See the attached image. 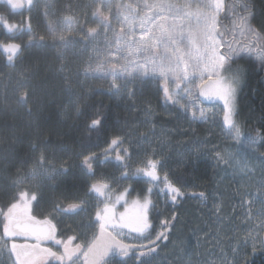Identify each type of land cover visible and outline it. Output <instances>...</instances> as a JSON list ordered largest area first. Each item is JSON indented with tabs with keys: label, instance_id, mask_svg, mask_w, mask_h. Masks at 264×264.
I'll return each mask as SVG.
<instances>
[{
	"label": "snow or ice",
	"instance_id": "1",
	"mask_svg": "<svg viewBox=\"0 0 264 264\" xmlns=\"http://www.w3.org/2000/svg\"><path fill=\"white\" fill-rule=\"evenodd\" d=\"M41 2L34 23L32 11ZM0 3L12 13H28L17 22L0 12L4 34L0 57L7 68L20 65L15 76L9 72L6 80L0 79V198L5 200L0 204V264H128L130 254L136 264H154L161 242L170 239L177 214L161 220L160 230H155L152 212L157 205L152 193L159 188L173 205L186 195L165 170L173 155L185 168L207 157L215 169L242 182L230 199L239 197L246 231L242 241L236 233L231 258L222 253L218 264H237L238 257L239 264H250V254L241 255L249 244L251 255L264 252V151H259L264 134L244 131L238 120V92L246 69L237 60L255 54L264 67V33L253 23L252 0ZM225 19L231 20L230 27ZM41 27L44 34L38 35ZM260 28L264 29V20ZM25 34L28 40L17 42ZM32 49L35 59L26 62ZM85 52L87 59L82 58ZM89 80L107 81V94L142 116L117 120L119 127L114 128L110 117L89 103L92 95L99 94L88 86ZM150 86L166 116L186 119L188 128L169 129L160 123L157 133L158 113L151 101L136 105V97ZM204 101L212 107H203ZM21 116L28 119L21 123ZM202 124L219 130L223 146L211 139V132L203 138L197 134L193 125ZM74 132L80 133L78 148L65 143ZM174 133L186 138L173 144ZM101 135L104 147L91 151L93 138ZM25 140L27 148L21 155ZM109 162L119 174L97 177V166ZM70 173L92 182L82 193L54 195ZM136 179L148 187L129 205L131 185L123 191L113 185ZM193 195L207 201L217 193ZM122 201L125 210L118 213ZM41 205L42 219L34 214ZM215 214L223 225L226 219H236L237 210L234 207L233 215L225 217L221 200ZM64 217H81L65 225V233H71L66 239L60 229ZM20 237L33 242L17 243ZM45 242H52L56 250L42 246ZM200 255L184 241L175 264H202Z\"/></svg>",
	"mask_w": 264,
	"mask_h": 264
},
{
	"label": "trees",
	"instance_id": "2",
	"mask_svg": "<svg viewBox=\"0 0 264 264\" xmlns=\"http://www.w3.org/2000/svg\"><path fill=\"white\" fill-rule=\"evenodd\" d=\"M252 3L254 5V11L256 13L253 23L258 28V30H261L262 33H264V29L260 28L261 21L264 20V0H252ZM31 53L32 55L26 56V62L34 61L36 52ZM237 63H239L246 69V74L243 78V82L238 92V120L243 124L244 131L250 132L253 135L257 133L264 134V67L261 66L259 60H257L255 56H252L251 58L243 56L237 60ZM19 68L20 65H18L17 69H9L5 67L4 61L1 57L0 79L6 80L7 77L5 74L9 72H11L13 76H15ZM145 100H150L153 108L158 113V115L156 116V122L158 125L157 133L160 132V123H165L166 127L169 129L189 127V124L186 120H176L174 117L166 116L165 108L162 106V101H160V99L157 97L154 88H152L151 86L146 88L142 95H138L136 97L137 107L142 106ZM89 103L95 105L96 107H99L102 112H105L110 117V122L114 128L119 127V125L117 124V120L122 122L126 118L131 120L134 116H141V114L126 110L125 101L118 100L116 97L108 95L107 91H105L104 89H99V94L92 95ZM56 111L57 110L53 108L51 112V119L53 121L57 120L58 118L56 115ZM18 119H20L22 123L23 121H26L28 117L21 116L18 117ZM196 129L197 134L200 135L201 133H203L200 126H198ZM79 135L80 133L78 132L70 134L66 138L65 143H67L70 147L78 148L79 145L76 142V138ZM105 135H101L98 140L95 137L93 138V145L90 149L91 151H101V149L104 147ZM185 138L186 137L181 136L180 134H173L174 144H176L177 141ZM26 148L27 140H25L21 155H23V151L26 150ZM135 151V145H133V152L135 153ZM259 151H264V147H260ZM30 164L31 161L25 164L24 167H30ZM169 174L171 179L177 184V186L188 190L189 193H199L201 191L209 193V190L214 183L213 168L207 161L204 160L195 165V167H174V169H171V172L169 171ZM82 184L83 182L81 176L75 173L70 174L66 178H64L61 183L58 184L54 195H67L74 192L82 193ZM190 199L191 198L186 200L180 210L181 218H184V223L186 224L184 225L185 229H188L189 227L188 222H196V218L192 217L195 214L194 212H197V209H202V207L197 204V200L200 199ZM2 203H5V200L3 198H0V204ZM43 208L44 205H41L40 207H38V210L42 211ZM171 212L172 210L170 211V208H168V213L166 216L167 219L171 218ZM250 264H264V254L260 253L258 254V256H252L250 259Z\"/></svg>",
	"mask_w": 264,
	"mask_h": 264
},
{
	"label": "rangeland",
	"instance_id": "3",
	"mask_svg": "<svg viewBox=\"0 0 264 264\" xmlns=\"http://www.w3.org/2000/svg\"><path fill=\"white\" fill-rule=\"evenodd\" d=\"M224 24L230 27L231 20L225 19ZM84 56L83 59H85L88 55H84ZM254 56L255 54H253V57ZM87 84L93 90L104 89L105 91H107V84H108L107 81L89 80ZM209 88H211V85H209ZM216 103L218 107H222V102L217 101ZM209 104L210 103L208 101H204L202 106L206 108L212 107ZM198 126H200L203 131V133H201L200 135L198 134L201 138L207 136L208 133L211 132L212 133L211 139L214 142L221 143V146H223L224 142L222 141V138L219 135V130L217 128L214 127L210 128L206 124H202ZM198 126L193 125V127L196 128ZM174 134L178 135V133H174ZM227 143L234 145L233 141H228ZM153 144L155 146V141H153ZM158 151H160L159 148ZM163 152L167 153L168 149L167 148L163 149ZM203 160L207 161L212 166L214 171V179H213L214 183L212 184V187L209 190V194L215 192L217 193V195L216 196L209 195L207 201H201L196 199L198 201L197 204L202 207V209H197V212H194L195 214L192 216L193 218H196V222L195 223L188 222L189 227L188 229H185L184 225L186 224L184 223V218H181L175 234L173 235V237L171 236L172 237L171 241L166 243V245L161 250H159V256L156 258L154 264H175L177 257L179 255L180 246L184 241H187L189 244H191L193 248L196 249L201 254L199 257H197V259L201 260L202 264H213V262H217L218 264V259L221 258L222 253L226 254L229 258H231L232 256L231 248L235 246L237 243V239H236L237 232L240 233L241 241L243 239L246 229L242 224L243 216L240 214L239 197L236 196L234 199H230V197H232L233 194L236 192L237 185H239L242 182L239 180V178L233 180V178L230 175H226L224 171L220 169H215L213 166L214 162L207 157H200L196 165L202 162ZM179 166H182L180 161L173 155V159L168 161L165 170L171 172L172 168L174 169V167H179ZM122 184H125L127 186L129 184V181H123ZM125 187L124 186L122 187V185L120 186L114 185L113 189L115 190L118 188L120 191H123ZM181 189L185 193H189L188 190L183 188ZM154 190L158 191L157 193L160 196L161 202H164L163 203L164 209L170 208V205H168V200L164 195H162L159 192V188H156ZM127 199L129 205H131V202L135 198H133L131 195L128 194ZM221 200H223V215L225 217H229L233 215L234 207L237 210L236 219L234 220L226 219L223 225L217 222L216 214H215L216 204L220 203ZM121 205H123V201L121 202ZM167 209L165 210L166 216L168 213ZM124 210L125 209L123 207V209H121L120 211L118 210L117 212L118 213L123 212ZM158 229H160V226L158 227ZM126 241L131 243L135 242L132 240H126ZM244 251H247L250 254V259L254 255L258 256V254L260 253L264 254V252L258 250L254 255H251V244H249L247 249H242L241 255L243 254ZM237 264H239V257L237 258Z\"/></svg>",
	"mask_w": 264,
	"mask_h": 264
},
{
	"label": "flooded vegetation",
	"instance_id": "4",
	"mask_svg": "<svg viewBox=\"0 0 264 264\" xmlns=\"http://www.w3.org/2000/svg\"><path fill=\"white\" fill-rule=\"evenodd\" d=\"M58 2L59 3H64L65 0H58ZM85 2H86V0H85ZM42 7H43V2H41V4L37 8H34L33 9L32 15L34 17V23H35V18L38 16L39 11H40V9H42ZM0 12H3V13L8 14L11 19H13V20H15L17 22L22 18V15L23 16H27L28 15L27 12L12 13L11 10L8 9L7 6L5 4H3V3H0ZM37 34L38 35L39 34H44L43 27H41L38 30V33ZM3 38H4V34H3L2 30H0V39H3ZM27 40H28V36L26 34L25 35H20V36L17 37V42H20V43H24ZM30 51L31 52H36L35 49H32ZM88 54H89L88 52H85L84 53V55H88ZM84 57H82V58H84ZM17 67H18V65H17ZM97 90H99V89H97ZM114 155L115 154L113 153V157H114ZM133 159L135 160V159H137V157L134 155ZM134 166L135 165H133V167ZM70 174H73V173H70ZM75 174L79 175V173H75ZM96 174H97V177H99L102 174H105V175H118L119 173H118V171H117V169L115 167L114 162H109L107 164L98 165L97 168H96ZM81 179H82V182H83L81 190L84 191L85 190L84 189V185L86 183H91L92 181L89 178L82 177V176H81ZM129 184L131 185V190H130V194L129 195H131L135 199H137L138 196L142 197L145 194L146 189L148 187V185L143 182V179H136V180L129 181ZM129 184L126 186L125 184H122L121 183V184H119L117 186L122 185V187L123 186L124 187L125 186L128 187ZM161 187H162V185H161ZM157 192L158 191H155L154 190L153 193H152V199H153V201L157 205V208L152 212V219H153V223L155 225V230L158 231V230H160V229H158V227L160 226L161 220L167 219L166 212H165V210L167 208L164 209V206H163V203L164 202H161L160 196H159V194ZM185 194L186 195H184V196H182V197L179 198L178 202L175 205H173L172 202L170 200H168V204L171 205L170 206V211L172 210V212H171V218H172L173 213H176L177 214V219H176V221L174 223V227L171 228V236L172 237H173V235L175 234V232H176V230L178 228L179 220L181 218L180 210L183 207V204L186 202V200L189 199V197H188L189 193H185ZM121 209H123V206L122 205H117V211L118 210L120 211ZM34 214L37 215V217L40 218V219L43 218L42 215H41V211H39L38 208L35 210V213ZM171 218H169V220ZM0 219H2V217H0ZM80 219H81V217H64L63 220H62V222L60 223L61 233L63 234L61 238L66 239L67 238V234H71V233H65V225L66 224H69V223L75 224ZM0 231H2V225H0ZM154 234L155 233H153V235ZM171 236H170V239L168 241H162L161 242V248L159 250H161L166 245L165 243H168V242L171 241V238H172ZM16 242L17 243H20V244H24V243H32L33 241H31L30 239H25L24 237H20V238H17ZM128 243H131V242H128ZM42 246H44V247H52L53 250H56V246L52 242H45ZM130 255L132 256V258L131 259H128V264H136L134 254H130ZM117 259H119V258H117Z\"/></svg>",
	"mask_w": 264,
	"mask_h": 264
}]
</instances>
